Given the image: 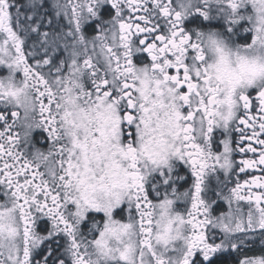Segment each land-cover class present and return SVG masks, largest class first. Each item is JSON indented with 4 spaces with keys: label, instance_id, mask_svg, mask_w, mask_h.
<instances>
[{
    "label": "snow or ice",
    "instance_id": "6c2138e0",
    "mask_svg": "<svg viewBox=\"0 0 264 264\" xmlns=\"http://www.w3.org/2000/svg\"><path fill=\"white\" fill-rule=\"evenodd\" d=\"M0 264H264V0H0Z\"/></svg>",
    "mask_w": 264,
    "mask_h": 264
}]
</instances>
